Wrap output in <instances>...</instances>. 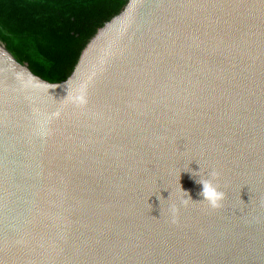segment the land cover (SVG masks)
<instances>
[{
  "label": "water",
  "instance_id": "water-1",
  "mask_svg": "<svg viewBox=\"0 0 264 264\" xmlns=\"http://www.w3.org/2000/svg\"><path fill=\"white\" fill-rule=\"evenodd\" d=\"M0 264H264V0H130L59 84L0 42Z\"/></svg>",
  "mask_w": 264,
  "mask_h": 264
},
{
  "label": "trees",
  "instance_id": "trees-1",
  "mask_svg": "<svg viewBox=\"0 0 264 264\" xmlns=\"http://www.w3.org/2000/svg\"><path fill=\"white\" fill-rule=\"evenodd\" d=\"M130 0H0V42L44 81H68Z\"/></svg>",
  "mask_w": 264,
  "mask_h": 264
},
{
  "label": "clouds",
  "instance_id": "clouds-1",
  "mask_svg": "<svg viewBox=\"0 0 264 264\" xmlns=\"http://www.w3.org/2000/svg\"><path fill=\"white\" fill-rule=\"evenodd\" d=\"M209 175L214 178L216 173L213 172ZM197 182L202 185V190L199 193L202 197L201 200L206 201L210 207H219L224 194L218 190V187L213 183V179H198Z\"/></svg>",
  "mask_w": 264,
  "mask_h": 264
}]
</instances>
